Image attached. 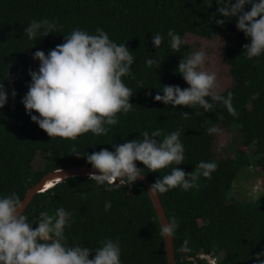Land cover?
Here are the masks:
<instances>
[{"label": "trees", "instance_id": "16d2710c", "mask_svg": "<svg viewBox=\"0 0 264 264\" xmlns=\"http://www.w3.org/2000/svg\"><path fill=\"white\" fill-rule=\"evenodd\" d=\"M209 3L210 0H0V81L6 91L16 90V96L9 95L0 108V195L16 192L22 199L26 190L52 169L91 166L84 153L101 148L112 150L113 145L125 140L143 139L140 134L145 130L151 133L159 129L156 139L160 140L179 128L185 152L184 161L176 167L192 172L201 160L215 161L218 166L211 178L201 175L196 186L187 190L174 187L157 192L169 222L174 219L177 225L172 234L175 264H194L186 255L199 250L220 257V264H253L256 254L264 251V190L253 197L233 200H228L227 194L240 171L258 167L264 173V53L248 59L242 45L249 38L236 29L234 18L217 13L225 23L216 24L211 17L217 5L215 0L210 7ZM42 18L56 22L55 32L29 40L24 26ZM98 27L133 53L131 75L122 77L132 89V108L118 113L117 123L106 125L105 134L89 131L75 139L49 137L30 119L21 103L31 79L28 69H38L39 61L33 60L32 53L40 49L47 54L75 28L95 34ZM169 29L184 39L192 33L225 41L223 60L233 83L219 94L232 92L237 115L230 114L218 101H211L213 110L204 111L198 106L172 108L152 99L164 84L187 87L175 69L179 60L192 52L191 44L186 42L172 49L167 37ZM157 32L164 39L155 49L151 38ZM148 58H158L159 67L147 65ZM182 112L189 115L185 117ZM212 125L236 130L242 148H234L233 156L216 157L212 148L214 134L207 132ZM74 149L81 156L72 154ZM38 152L43 155V166L33 169L31 164ZM136 164L144 168L142 162ZM174 166L143 171L153 183ZM106 201H111L107 211ZM59 207L72 213V222L64 231L69 245L79 243L94 249L105 238L118 239L122 264H167L160 223L141 181L108 191L89 177L70 176L37 192L23 213L34 221L40 212L54 215ZM196 264L204 261L198 259Z\"/></svg>", "mask_w": 264, "mask_h": 264}, {"label": "clouds", "instance_id": "9594fccd", "mask_svg": "<svg viewBox=\"0 0 264 264\" xmlns=\"http://www.w3.org/2000/svg\"><path fill=\"white\" fill-rule=\"evenodd\" d=\"M212 3L210 0L207 6ZM215 3L217 8L211 19L222 26L225 20L218 18L217 13L224 18H234L236 29L249 38V42L242 45V53L248 59L264 53V0H215ZM56 28L54 20L33 19L24 26L23 32L32 40L53 33ZM167 37L172 49H179L186 43L172 29L168 30ZM163 39L158 32L152 34L153 47L159 48ZM32 58L39 61L38 69H28L31 79L21 103L30 119L49 137L75 139L89 131L95 135L105 134L106 125L117 123L118 113H127L132 108V89L122 77L131 75L133 53L126 44L111 40L101 28L98 27L95 34L75 28L64 36L63 43L48 50L47 54L37 49ZM205 60L203 49L183 56L175 71L187 87L164 84L152 99L172 108L198 106L204 111L213 110L211 101H218L230 114L237 115L232 92L225 96L216 91V73L204 69ZM145 63L158 68L161 62L158 58H148ZM9 95L14 98L16 90L6 91L0 81V108L7 103ZM182 115L187 117L189 112H182ZM219 131L215 125L207 128L208 133ZM140 135L143 139L125 140L113 145L112 150L101 148L84 153L86 161L96 170L89 172L90 180L111 191L113 187L131 186L142 179L143 169L158 171L174 164L171 171L156 179L148 190L163 193L174 187L187 190L196 186L201 175L211 178L218 166L215 161L201 160L192 172L176 167L184 161L185 152L179 128L164 134L160 140L156 139L159 129L151 133L145 130ZM72 154L81 156L75 149ZM137 161L142 162L144 168L137 167ZM23 207L16 192L0 195V264H122L118 239L105 238L94 249L79 243L69 245L64 231L72 222V213L65 208H57L54 215L40 212L38 219L32 221L23 213ZM110 207L111 201H106L105 211ZM176 227L173 219L161 224V232L170 237ZM253 264H264V251L256 254Z\"/></svg>", "mask_w": 264, "mask_h": 264}, {"label": "rangeland", "instance_id": "374dc122", "mask_svg": "<svg viewBox=\"0 0 264 264\" xmlns=\"http://www.w3.org/2000/svg\"><path fill=\"white\" fill-rule=\"evenodd\" d=\"M186 42L191 44V50L203 49L206 53L204 69L215 72L217 76L219 93L233 83L229 66L223 60L222 50L225 41L221 37L206 38L192 33H187L185 36ZM220 129L214 134L212 143L213 152L218 158H225L234 155V148H242L239 138V133L236 130L225 126H216ZM245 149V148H244ZM43 166V155L38 152L33 158L31 167L39 169ZM264 190V173L259 168L249 167L244 171H240L238 176L233 181L232 187L227 194L228 200L236 198L253 197L257 193Z\"/></svg>", "mask_w": 264, "mask_h": 264}, {"label": "water", "instance_id": "95a60500", "mask_svg": "<svg viewBox=\"0 0 264 264\" xmlns=\"http://www.w3.org/2000/svg\"><path fill=\"white\" fill-rule=\"evenodd\" d=\"M96 171L92 169L91 166L87 165H74V166H66L61 168H55L52 169L46 173H44L41 178L33 184L31 187H29L24 197L21 199L23 201V209L22 211L26 209L32 198L37 192L44 191L47 188L54 185L56 182L61 181L64 179V177H70V176H83V177H89V172ZM142 182L145 189L147 190V193L152 201L153 207L155 209L156 215L158 217L160 227L162 223L169 222L168 217L165 213L164 207L161 203V200L159 198V195L157 192H150L149 187L152 184L150 179L143 175L142 179H138ZM51 182L52 185H48V183ZM114 183H117L114 181ZM163 242H164V248L166 253V259L167 264H175V252H174V246H173V239L172 235L170 237L166 236L165 234H162Z\"/></svg>", "mask_w": 264, "mask_h": 264}, {"label": "built area", "instance_id": "2783aa9c", "mask_svg": "<svg viewBox=\"0 0 264 264\" xmlns=\"http://www.w3.org/2000/svg\"><path fill=\"white\" fill-rule=\"evenodd\" d=\"M186 258L193 260L195 263L197 259L204 260L205 264H220L219 258L211 252L199 251L194 255H186Z\"/></svg>", "mask_w": 264, "mask_h": 264}, {"label": "bare ground", "instance_id": "6f19581e", "mask_svg": "<svg viewBox=\"0 0 264 264\" xmlns=\"http://www.w3.org/2000/svg\"><path fill=\"white\" fill-rule=\"evenodd\" d=\"M48 185H52V183H51V182H49V183H48Z\"/></svg>", "mask_w": 264, "mask_h": 264}]
</instances>
